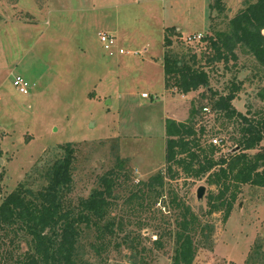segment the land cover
Listing matches in <instances>:
<instances>
[{
    "label": "rangeland",
    "instance_id": "obj_1",
    "mask_svg": "<svg viewBox=\"0 0 264 264\" xmlns=\"http://www.w3.org/2000/svg\"><path fill=\"white\" fill-rule=\"evenodd\" d=\"M250 1L255 0H222V12L211 10L216 0H35L57 11L44 40L24 56L23 64L11 65L10 58L18 59L24 40L11 36L7 43L0 37V52H10L0 53V204L20 183L34 190L46 185L47 170L64 154L59 145L71 143L77 151L69 194L74 204L100 187L104 175L113 173L117 185L106 217L115 220V233L108 232L106 249L99 254L91 246L101 242L98 231L87 229L80 264H172L174 239L165 234L163 249L154 240L175 226L179 209L173 196L215 227L209 241L197 235L193 264H250L252 252L264 253V187L242 185L226 221L222 211L209 213L210 196L218 191L208 175L181 171L177 179L168 177L159 199L143 187L151 176L166 171L167 119L186 122L195 100L206 104L200 99L204 87L188 94L165 87L166 50L182 62H191L192 54L200 56L203 50L213 52L207 42L185 37L228 29L231 18ZM168 27L182 35L172 36L167 48ZM99 32L115 35L124 53L105 49ZM44 43L56 51L38 55ZM236 52L238 59L206 66L209 88L226 94L240 85L234 106L259 115L264 70L243 46ZM18 74L29 82L28 93L17 89ZM195 122L198 129L206 127L204 146L215 137L222 139L217 157L238 149L234 119L209 105ZM201 186L205 192L199 197ZM28 249L27 238L0 229V264H15ZM256 264H264V255Z\"/></svg>",
    "mask_w": 264,
    "mask_h": 264
},
{
    "label": "trees",
    "instance_id": "obj_2",
    "mask_svg": "<svg viewBox=\"0 0 264 264\" xmlns=\"http://www.w3.org/2000/svg\"><path fill=\"white\" fill-rule=\"evenodd\" d=\"M210 8L225 10L222 0H216ZM174 35L182 34L176 28L168 27L165 35L167 48L172 46L171 37ZM201 42H207V48L213 52L203 50L200 56L194 53L191 62L176 59L169 50L165 52V87L175 88L183 94L204 87L200 99L206 104L195 100L186 122L167 119L166 171L160 170L151 176L143 187L154 192L159 199L164 195L168 177L177 179L181 171L186 175H208V183L216 186L218 191L210 196L209 213L222 211L226 221L242 185L264 187V109L256 116L238 111L233 102L241 90L240 85L234 84L226 94L209 88L210 76L206 66L238 59L236 49L243 46L264 70V0L248 2L231 18L228 29L205 35ZM258 97L264 102V85L258 91ZM209 105L228 120L234 119L238 125V149L229 155L217 157L221 145L213 142L208 146L202 144L206 127L198 129L195 117L200 111H206ZM59 148L64 154L47 170L46 185L34 190L20 183L0 204V229L10 230L17 238H27L29 243V249L16 258L15 264H80L84 249L82 239L87 229L94 227L98 231L101 242H92L91 246L99 254L106 249L104 239L108 232L115 233V220L106 221L116 198L114 174L102 176L101 186L74 204L69 194L77 151L71 143L60 144ZM171 201L179 209L175 226L161 233L154 244L163 249L162 237L168 234L175 244L172 264H193L199 246L197 235L209 241L215 230L214 224L203 222L199 214L177 196H173ZM250 255L248 262L256 264L264 253L257 249ZM135 261L142 264V261Z\"/></svg>",
    "mask_w": 264,
    "mask_h": 264
},
{
    "label": "crops",
    "instance_id": "obj_3",
    "mask_svg": "<svg viewBox=\"0 0 264 264\" xmlns=\"http://www.w3.org/2000/svg\"><path fill=\"white\" fill-rule=\"evenodd\" d=\"M50 7L51 5L49 4L41 7L35 0L27 1L26 3H24V0H17L16 2L0 0V37L4 35L5 42L7 43H9V37L11 36V38L16 37L24 40V51L21 52V55H17L18 59L13 57L10 58L11 65L12 63L17 64V66L23 64L24 56H26L30 50H34L35 46H38L40 41L44 40L45 29L50 26L51 17L54 19L53 14L57 11L54 7L53 9ZM37 30H39V32H37ZM178 31L181 32L180 30ZM30 38H32V41H29ZM14 40L16 41V39ZM26 41L29 42L26 43ZM46 42H48L49 45L51 43L50 41ZM45 46L44 43L41 52H37L38 55L43 56L46 50L50 52L56 51L53 47ZM0 53L10 56V52ZM175 120L179 121L177 119Z\"/></svg>",
    "mask_w": 264,
    "mask_h": 264
},
{
    "label": "built area",
    "instance_id": "obj_4",
    "mask_svg": "<svg viewBox=\"0 0 264 264\" xmlns=\"http://www.w3.org/2000/svg\"><path fill=\"white\" fill-rule=\"evenodd\" d=\"M99 36H100L102 43L105 46V49H107L111 54H113V52H115V50L117 49H119L120 53H124V49L119 48L118 41L115 35L108 33V32H100ZM203 37H204V34H201V33L193 34V35L185 37V40L189 42H193L195 40H201ZM15 85L21 93L29 92L30 84L26 79H24L23 76L17 75L15 77ZM143 96L148 97L149 95L147 93H143ZM212 141L214 144H217V145L223 144L222 139L218 137L213 138Z\"/></svg>",
    "mask_w": 264,
    "mask_h": 264
},
{
    "label": "water",
    "instance_id": "obj_5",
    "mask_svg": "<svg viewBox=\"0 0 264 264\" xmlns=\"http://www.w3.org/2000/svg\"><path fill=\"white\" fill-rule=\"evenodd\" d=\"M204 192H205V187L204 186H201L198 190V196L199 197H202L204 195Z\"/></svg>",
    "mask_w": 264,
    "mask_h": 264
}]
</instances>
